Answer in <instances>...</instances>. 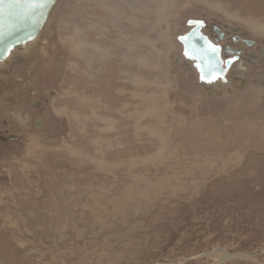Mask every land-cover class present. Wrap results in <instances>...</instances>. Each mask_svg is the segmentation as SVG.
Segmentation results:
<instances>
[{
  "label": "rangeland",
  "instance_id": "rangeland-1",
  "mask_svg": "<svg viewBox=\"0 0 264 264\" xmlns=\"http://www.w3.org/2000/svg\"><path fill=\"white\" fill-rule=\"evenodd\" d=\"M191 19L264 49V0H60L0 71V264H264V57L202 83Z\"/></svg>",
  "mask_w": 264,
  "mask_h": 264
},
{
  "label": "water",
  "instance_id": "water-1",
  "mask_svg": "<svg viewBox=\"0 0 264 264\" xmlns=\"http://www.w3.org/2000/svg\"><path fill=\"white\" fill-rule=\"evenodd\" d=\"M59 2L60 0H0V71L9 68L16 59L34 51ZM187 25L192 29L177 38L183 45L184 57L188 61H195L194 67L199 80L206 83H213L218 79L226 81L231 61L226 62L224 69L221 48L202 33L204 20L191 19L187 21ZM244 42L250 46L253 44L250 39H245ZM17 138L18 135H10L1 140L7 142ZM260 253L262 252L253 254Z\"/></svg>",
  "mask_w": 264,
  "mask_h": 264
},
{
  "label": "flooded vegetation",
  "instance_id": "flooded-vegetation-1",
  "mask_svg": "<svg viewBox=\"0 0 264 264\" xmlns=\"http://www.w3.org/2000/svg\"><path fill=\"white\" fill-rule=\"evenodd\" d=\"M204 22H205V26L202 28V33L206 35L214 43L215 46H219L221 48V58L223 60V68L224 69L226 68L227 61H231V65L227 69V72H226V77H225L226 81H223L222 79H218L216 82H213V83H217L218 81H222L224 83L228 82L229 81L228 75L230 74L233 66L236 65L237 63L240 64L242 62L243 64L245 62H249L252 65L259 66L260 61L263 60L262 57H264V49L262 50V53H260L261 54L260 57L255 51H252V49L256 47L258 44V41L256 39L249 37L245 34L238 33V32H235L233 34H227L220 27L213 25L210 28L209 27L210 25H208V22L206 20H204ZM191 29L192 27H190V30ZM259 38L264 39V37L262 38V36ZM245 39H250V41L253 44L251 46L248 45L247 43L244 42ZM225 48H226V51L224 50ZM247 50H250V51H247ZM185 62L188 66H192V68H194L192 71L193 73L197 72L196 68L194 67L195 61H188L186 59ZM198 77H199V74H198ZM202 83L213 84V83H206V82H202ZM41 104H42L41 102H38L34 105L35 107L39 109V107H41ZM8 136L0 135V141H2L1 140L2 137H8Z\"/></svg>",
  "mask_w": 264,
  "mask_h": 264
},
{
  "label": "bare ground",
  "instance_id": "bare-ground-1",
  "mask_svg": "<svg viewBox=\"0 0 264 264\" xmlns=\"http://www.w3.org/2000/svg\"><path fill=\"white\" fill-rule=\"evenodd\" d=\"M258 24V23H257ZM256 26H258V25H256ZM260 26H261V24H260ZM263 27V29H264V26H262ZM260 28V27H259ZM182 44V43H181ZM222 255H224L225 257H227L228 255H227V253H225L224 251L222 252ZM232 256H230V258H231ZM232 258H234V257H232ZM236 258V257H235Z\"/></svg>",
  "mask_w": 264,
  "mask_h": 264
},
{
  "label": "snow or ice",
  "instance_id": "snow-or-ice-1",
  "mask_svg": "<svg viewBox=\"0 0 264 264\" xmlns=\"http://www.w3.org/2000/svg\"><path fill=\"white\" fill-rule=\"evenodd\" d=\"M42 2H43V0H42ZM190 23H192V22H190ZM195 23L199 24L200 22H195Z\"/></svg>",
  "mask_w": 264,
  "mask_h": 264
}]
</instances>
